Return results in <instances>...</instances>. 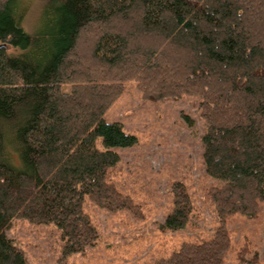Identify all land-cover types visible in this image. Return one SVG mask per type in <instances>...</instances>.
Listing matches in <instances>:
<instances>
[{"label": "trees", "instance_id": "16d2710c", "mask_svg": "<svg viewBox=\"0 0 264 264\" xmlns=\"http://www.w3.org/2000/svg\"><path fill=\"white\" fill-rule=\"evenodd\" d=\"M40 2L27 31L24 0H0V264H28L6 234L15 219L54 224L68 257L100 239L87 198L109 212L139 210L109 179L121 160L114 148L137 137L105 119L131 81L147 100L201 98L203 162L222 182L207 189L218 218L212 236L148 264H224L229 218L263 213L264 0ZM88 39L86 63L79 49ZM172 191L162 230L193 218L185 183ZM251 244L238 249L241 264L260 263Z\"/></svg>", "mask_w": 264, "mask_h": 264}, {"label": "rangeland", "instance_id": "374dc122", "mask_svg": "<svg viewBox=\"0 0 264 264\" xmlns=\"http://www.w3.org/2000/svg\"><path fill=\"white\" fill-rule=\"evenodd\" d=\"M24 3L28 9L23 25L32 31L40 20L42 3ZM90 45L89 39L85 40L79 49L83 62L89 60ZM200 100L196 95L147 100L135 81L128 82L105 119L121 122L124 131L136 136L137 142L114 148L121 160L109 172V179L133 198L139 210L109 212L87 198L85 211L97 226L100 239L85 252L68 257L61 255V231L54 224L15 219L6 234L23 251L28 264H148L160 256H171L185 240L209 239L218 218L207 189L222 182L205 170L202 138L206 123L200 116ZM97 146L104 149L100 138ZM179 181L185 183L191 195L193 218L185 229L162 230L159 225L173 207L172 186ZM228 228L232 243L224 264H241L237 251L245 240L260 252L258 264H264V203L258 219L234 214Z\"/></svg>", "mask_w": 264, "mask_h": 264}]
</instances>
